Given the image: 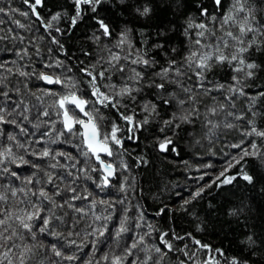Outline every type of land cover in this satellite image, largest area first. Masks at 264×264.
<instances>
[{
    "label": "snow or ice",
    "instance_id": "snow-or-ice-1",
    "mask_svg": "<svg viewBox=\"0 0 264 264\" xmlns=\"http://www.w3.org/2000/svg\"><path fill=\"white\" fill-rule=\"evenodd\" d=\"M0 264H264V0H0Z\"/></svg>",
    "mask_w": 264,
    "mask_h": 264
},
{
    "label": "trees",
    "instance_id": "trees-1",
    "mask_svg": "<svg viewBox=\"0 0 264 264\" xmlns=\"http://www.w3.org/2000/svg\"><path fill=\"white\" fill-rule=\"evenodd\" d=\"M16 3L19 4L20 0H16ZM219 148V145L217 146ZM185 152L188 155H185ZM193 149L185 147L179 156H174L172 161L168 164L166 170L162 176V185L163 183H167L169 190L175 189L176 191H180L183 189V194L186 195L189 191L190 180L187 177V174L184 171V168L181 166L182 162L185 160H192ZM212 160L216 167L219 168L222 160L219 156H212L211 153H205L204 157L196 158L197 161H203L207 163L208 160ZM195 172V169H192ZM211 175V169H205ZM155 191V189H153ZM237 198L242 199L243 193L237 190ZM148 203H151V197H149ZM169 224H172V220H168ZM178 224L179 228L186 229L188 231L192 230V225L185 219H179L175 222ZM239 229H236L235 232L232 231H220L217 229L215 232H208L201 236V238L206 243H211L215 247H224L228 250L229 255L238 252L239 250Z\"/></svg>",
    "mask_w": 264,
    "mask_h": 264
}]
</instances>
